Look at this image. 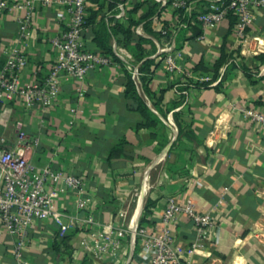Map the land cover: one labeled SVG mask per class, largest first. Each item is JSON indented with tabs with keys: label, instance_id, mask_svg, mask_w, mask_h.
I'll list each match as a JSON object with an SVG mask.
<instances>
[{
	"label": "crops",
	"instance_id": "1",
	"mask_svg": "<svg viewBox=\"0 0 264 264\" xmlns=\"http://www.w3.org/2000/svg\"><path fill=\"white\" fill-rule=\"evenodd\" d=\"M193 1L207 10V0ZM87 2L85 44L109 47L115 64L63 82L45 112H29L20 104L8 111L11 128L19 121L39 139L25 156L37 168L50 165L81 177L83 196L90 203L77 208L73 194L62 190L57 208L81 224L61 240L53 221L34 222L24 251L29 263L150 264V253L128 234L113 254L102 256L81 241L116 222L122 207L134 225L152 202L143 223L156 227L166 198L174 196L179 202L192 200L213 219L211 237L191 256V264H264V127L230 108L242 103L264 112V7L253 10L242 46L232 12L213 26L202 27L195 19L173 32L175 13L157 0ZM120 3L124 15L118 18ZM22 14L16 9L0 13V66L1 49L16 44ZM118 25L128 28L131 45L143 39L139 58L121 41ZM31 26V37L21 44L29 59L22 84L44 75L55 58L48 38L61 28L52 7L34 12ZM163 30L170 33L168 38L161 35ZM172 39L181 51V70L169 73L159 49ZM113 47L137 66L138 79ZM200 76L209 80L200 82ZM128 79L135 98L126 94ZM138 100L154 125H143ZM86 218L91 222H83ZM170 229L181 252L195 238L193 223L183 214ZM12 244L0 221V264H12Z\"/></svg>",
	"mask_w": 264,
	"mask_h": 264
},
{
	"label": "built area",
	"instance_id": "2",
	"mask_svg": "<svg viewBox=\"0 0 264 264\" xmlns=\"http://www.w3.org/2000/svg\"><path fill=\"white\" fill-rule=\"evenodd\" d=\"M168 5L175 13L176 22L173 32L187 28L188 23L181 21L185 15L190 22L197 20L202 27L213 26L232 12L236 17L235 30L241 37L245 28L252 22L253 10L264 7V0H207L208 8L203 11L193 0H157ZM87 0H0V13L5 10H21L18 16L16 44L1 49L3 62L0 66V221L13 237L11 248L12 264H30L25 256L29 243V228L36 221L51 220L57 227L56 235L62 238L66 232L81 224L78 218L67 215L57 208V197L62 190L70 191L77 208L89 207L85 194L84 180L61 168L46 165L37 168L25 156V152L39 144L38 137L30 136L19 121L10 127L8 111L13 105L20 104L24 110H37L42 113L56 102L63 82L81 80L86 74L98 67L115 64L113 54L103 50L89 49L84 40L87 26ZM124 3L117 5L116 17L124 15ZM42 7L54 8V19L60 24L58 33L48 38L55 52L53 62L44 75L35 76L29 83L22 84L20 79L28 66L29 59L21 44L31 37V17ZM162 34L165 31H161ZM164 36V35H163ZM115 54L126 62L133 78L138 79L136 65L128 64L127 59L117 48ZM163 55L167 72L181 70L178 59L181 51L172 39L159 49ZM200 82L209 80L208 76L197 78ZM81 95V91L79 92ZM231 110L243 115L251 123L264 127V112L254 106L232 103ZM183 214L194 227V240L181 252L175 242L171 225ZM126 208H119L116 222L107 224L102 232L90 233L89 240L81 243L93 254L102 256L113 254L120 239L128 234L132 241L150 253V264H191L190 258L211 237L214 226L212 216L199 210L192 200L179 202L168 196L158 226L148 228L136 222L131 224ZM83 222H91L89 218Z\"/></svg>",
	"mask_w": 264,
	"mask_h": 264
},
{
	"label": "trees",
	"instance_id": "3",
	"mask_svg": "<svg viewBox=\"0 0 264 264\" xmlns=\"http://www.w3.org/2000/svg\"><path fill=\"white\" fill-rule=\"evenodd\" d=\"M93 1H96V0H93ZM223 2L227 3V1H223ZM190 19H192V18H190L189 16L185 15L183 18H181V21L189 23ZM115 29H116V32L121 33L123 35V38L121 39V41L133 52V54L135 56H137L139 58L140 54H141L140 50H141V44H142L143 39L142 38H138L137 42L135 44L131 45L130 44L131 41H132L131 40V34H130L128 28H124V27L118 25V26L115 27ZM169 34L170 33L167 30H165L164 34L161 33L162 36L164 35L167 38L169 37ZM89 49H91V48H89ZM98 49L111 53L110 50H109V47H106L104 45L98 46V47H96V48H94L92 50H98ZM222 60H223V56H221V58H219V64L221 63ZM126 94L129 95L130 97H134V98L136 97L135 96V91H134V86H133V83H132V81L130 79H128L127 82H126ZM138 110L141 113V115L143 116V119H144L143 125L144 126H152V125L155 124V120L151 117L149 111L144 106L142 101L138 102ZM152 204H153L152 202H149V203H147L145 205L144 210H143V214H142L143 217L141 218L140 223H139L140 225L144 224L143 223L144 222V217L147 214H149V212H150L149 207ZM67 237H68L67 234H65L61 238V240H65Z\"/></svg>",
	"mask_w": 264,
	"mask_h": 264
},
{
	"label": "bare ground",
	"instance_id": "4",
	"mask_svg": "<svg viewBox=\"0 0 264 264\" xmlns=\"http://www.w3.org/2000/svg\"><path fill=\"white\" fill-rule=\"evenodd\" d=\"M162 155V154H161ZM143 188H144V186H143ZM144 193V192H143ZM143 195V194H142ZM140 200V199H139ZM134 220V219H133Z\"/></svg>",
	"mask_w": 264,
	"mask_h": 264
}]
</instances>
